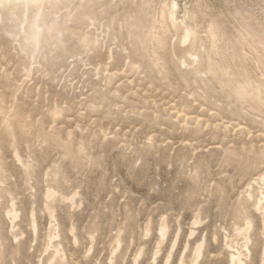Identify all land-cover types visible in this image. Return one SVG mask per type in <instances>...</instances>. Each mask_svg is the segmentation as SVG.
I'll return each instance as SVG.
<instances>
[{"label": "rangeland", "instance_id": "obj_1", "mask_svg": "<svg viewBox=\"0 0 264 264\" xmlns=\"http://www.w3.org/2000/svg\"><path fill=\"white\" fill-rule=\"evenodd\" d=\"M263 229L264 0L0 7V264H264Z\"/></svg>", "mask_w": 264, "mask_h": 264}, {"label": "bare ground", "instance_id": "obj_2", "mask_svg": "<svg viewBox=\"0 0 264 264\" xmlns=\"http://www.w3.org/2000/svg\"><path fill=\"white\" fill-rule=\"evenodd\" d=\"M43 0H0V7H8V8H10V9H14V8H17V7H21V6H29V7H34V6H36V5H38V3H40V2H42ZM48 1H56V0H48ZM175 5H177L176 3H174L173 4V6H172V8H171V11H170V15H173V8H174V6ZM192 36V32H191V30H188L187 31V33L185 34V39H188V38H190ZM50 40L51 41H55V39L53 38V37H50ZM215 44H216V42H214ZM215 44H213L214 46H215ZM214 46H212L211 48H213ZM218 47V46H217ZM218 49L220 50V48L218 47ZM214 52V51H213ZM215 54V53H214ZM216 54H218V53H216ZM225 72V71H224ZM220 73V72H219ZM219 75V74H218ZM231 84V83H230ZM227 85H228V83H227ZM51 193V192H50ZM50 196H51V194H49ZM263 199V198H262ZM70 200V199H69ZM259 202H260V200H259ZM259 204V203H258ZM257 205V204H256ZM261 208H263V207H261ZM9 210V209H8ZM10 213L13 215V214H15V210H14V208H13V210L12 211H10ZM8 214V213H7ZM10 216V215H9ZM14 218V217H13ZM198 221V220H197ZM163 223V222H162ZM248 223V222H247ZM165 227V226H164ZM248 227H249V225H248ZM247 229V228H246ZM264 230V229H263ZM73 231V230H72ZM161 231V230H160ZM163 231H165V230H162L161 232H163ZM74 232V231H73ZM164 233V232H163ZM24 234V233H23ZM120 238V237H119ZM60 244V243H59ZM57 245V244H56ZM121 245V244H120ZM201 246L202 245H198L196 248H195V253L194 254H196L197 255V257H198V255H199V253H200V250H201ZM57 249V248H56ZM159 249V248H158ZM54 250V249H53ZM61 250V249H60ZM56 251V250H55ZM59 252L58 251H56L55 252V255L57 256V254H58ZM60 253H62V252H60ZM53 254V253H52ZM54 254H53V256H55ZM62 255V254H61ZM231 255H233V254H231ZM60 256V255H59ZM156 256V255H155ZM241 257V256H240ZM63 258H64V255H63ZM199 258V257H198ZM52 259V258H51ZM50 259V260H51ZM59 259V258H58ZM62 259V258H61ZM232 259L234 260V261H237L239 264H244V263H241V261L239 260V256H238V254L237 255H233L232 256ZM59 261V260H58ZM57 261V262H58ZM112 261V260H111ZM232 261V260H231ZM60 262H61V260H60ZM111 263V262H110ZM195 263V262H194ZM233 264V263H232Z\"/></svg>", "mask_w": 264, "mask_h": 264}]
</instances>
